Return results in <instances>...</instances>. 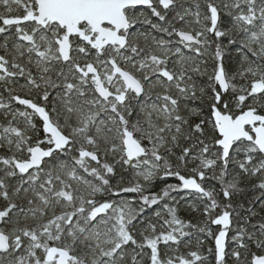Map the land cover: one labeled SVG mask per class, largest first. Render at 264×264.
<instances>
[{"label": "snow or ice", "instance_id": "snow-or-ice-1", "mask_svg": "<svg viewBox=\"0 0 264 264\" xmlns=\"http://www.w3.org/2000/svg\"><path fill=\"white\" fill-rule=\"evenodd\" d=\"M0 264H264V0H0Z\"/></svg>", "mask_w": 264, "mask_h": 264}]
</instances>
